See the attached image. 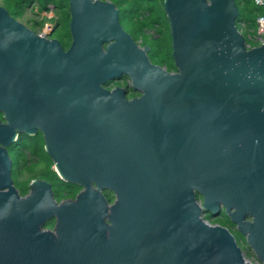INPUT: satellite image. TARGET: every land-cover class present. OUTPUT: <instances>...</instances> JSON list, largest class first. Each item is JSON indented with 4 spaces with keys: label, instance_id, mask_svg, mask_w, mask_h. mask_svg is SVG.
Here are the masks:
<instances>
[{
    "label": "water",
    "instance_id": "95a60500",
    "mask_svg": "<svg viewBox=\"0 0 264 264\" xmlns=\"http://www.w3.org/2000/svg\"><path fill=\"white\" fill-rule=\"evenodd\" d=\"M68 8L63 49L0 3V264H264V44L247 47L236 0L162 1L174 72L112 0ZM121 75L138 97L106 87ZM37 131L74 198L15 186L8 147ZM221 210L258 263L205 217Z\"/></svg>",
    "mask_w": 264,
    "mask_h": 264
},
{
    "label": "trees",
    "instance_id": "16d2710c",
    "mask_svg": "<svg viewBox=\"0 0 264 264\" xmlns=\"http://www.w3.org/2000/svg\"><path fill=\"white\" fill-rule=\"evenodd\" d=\"M163 0H117V4L120 7V11L124 14V23L129 25L126 27L128 31L143 32L146 29H156L154 26L156 23L160 24L157 28V32H166V28L160 22L159 11L162 9ZM37 2L38 9L40 11H46L53 6L56 10V15L51 17L50 20L53 23L51 36L54 33L55 36H60L62 42L66 44L62 36H70L68 22L70 19L68 0H0V3L8 10L11 16L19 18L26 7H33L32 4ZM236 4L239 10V16L237 18V25L239 22L244 21L247 26V32H253L256 28V17L259 15L264 16V7L254 5L253 0H236ZM34 24L30 27L37 29L42 25V21L34 20ZM157 46H162V40H155ZM165 53V51H164ZM0 118L2 115L0 113ZM33 147L28 150V146ZM44 141L42 134L39 132L36 135H26L20 133L17 140L8 147L9 154L12 158V176L15 178V184L19 188L21 194H25L28 190V183L32 178L40 177L52 181L54 189V196L57 200H61L67 196H74L80 189L75 184H69L63 181L52 168V161L44 151ZM27 153L29 157H27ZM45 154V155H44ZM39 156V160L44 162L43 172H31L29 168L32 164H35L32 160L33 156ZM41 155L42 156L41 158ZM48 160V161H46ZM46 161V162H45ZM19 167V168H18ZM24 171L22 178L17 180L18 172ZM27 170V173H26ZM30 172H29V171ZM25 175V177H23ZM105 195L109 201L112 200V194L109 191L105 192ZM205 217H209L205 214ZM54 219H51L45 223V227H53Z\"/></svg>",
    "mask_w": 264,
    "mask_h": 264
},
{
    "label": "flooded vegetation",
    "instance_id": "af4514ba",
    "mask_svg": "<svg viewBox=\"0 0 264 264\" xmlns=\"http://www.w3.org/2000/svg\"><path fill=\"white\" fill-rule=\"evenodd\" d=\"M115 4L119 8V21H120L121 25L123 26V28L130 34V37L132 38V40L140 48L144 49L145 46H148V50H146V53H147V55L149 57V60L152 63L161 66L162 68H164L165 70H167L169 72L176 71V68H175V66L173 64V59H172V56H171L172 46H171V37L170 36H172V35L170 34V32L169 31L168 32H163V33L162 32H157L156 30H157V28L160 25V24H157V23L154 25L156 27V29L155 28H153L152 30L146 29L143 32H134L135 30H133V33L128 31L126 27L127 26L129 28H131V27L129 25H125L126 24V23H124V21H125L124 20V16L125 15L121 13L120 7L118 6V4L117 3H115ZM168 29H169V27H168ZM36 31H37V29H36ZM165 36L169 37L168 48L165 45H164V48H163V45L162 46H157V43H154L155 40H162L163 41ZM43 37H46V38H57L60 41L63 49H67L69 47V44H70V41H71V37L70 36L68 37V42L62 36V38L64 39L63 41L66 44H64L62 42V39H61L60 36H56V37L55 36H43ZM162 48H163V50H162ZM164 50H166L165 53H164ZM106 87H108L110 89L111 88H115V87L123 88L124 89V94L126 95L127 99H131L133 97H138L140 95V92L138 90H135V89L132 88L130 78L127 77L126 75H121L119 77H116V78L112 79L111 81L107 82ZM39 132L40 131H37L33 135H36ZM29 136H31V135H29ZM33 162L34 163H40V164L42 163L37 157H34ZM52 168L54 169L53 162H52ZM23 173H24L23 170L21 172H18V175H17L16 179L17 180L21 179ZM12 178H13V181H14V184H15V178L13 176H12ZM35 178H40V177H35ZM32 179H34V178H32ZM41 179H44V178H41ZM45 180L49 181L51 183V185H52V181H50L48 179H45ZM15 186H16V184H15ZM52 188H53V186H52ZM17 189H18V191L20 193V190H19L18 187H17ZM106 191L107 190L103 191L104 194H105ZM27 192H28V190H27ZM53 192H54V189H53ZM77 192H76V194H77ZM25 194H21V195H25ZM75 195L74 196H67V197H65L63 199L74 198ZM198 196L199 195L196 194L197 198H198ZM112 201H113V198L109 202L111 203ZM208 214H209V217H207V219L211 223H213V224L214 223L221 224L223 226H226L231 231V233L233 234V236L236 239L237 243L239 244V246L243 250L244 256H247L248 254H252V252L247 248V245L242 241L243 237L241 236L240 232L237 230V226L227 218V216L224 214L223 210H221L219 213H216L214 215L210 214V213H208ZM251 219H252V216L250 215V213L246 212L245 213V220L250 221ZM240 238H242V239H240Z\"/></svg>",
    "mask_w": 264,
    "mask_h": 264
},
{
    "label": "rangeland",
    "instance_id": "374dc122",
    "mask_svg": "<svg viewBox=\"0 0 264 264\" xmlns=\"http://www.w3.org/2000/svg\"><path fill=\"white\" fill-rule=\"evenodd\" d=\"M113 2L115 3H118L117 0H112ZM34 5V6H33ZM33 7H26L24 8V12L23 14L18 18L20 21H22L23 23H25L27 26H31L32 24H34V20H39V21H42L43 23L49 19V17H53L56 15V10L54 9L53 6H50L51 8H49V10H46L43 14L42 11H40L38 9V5H37V2L33 3L32 4ZM159 18H160V22L162 23V25L165 26L166 28V32L169 31L168 29V24H167V20H166V17H165V14H164V11L163 9H161L159 11ZM52 22V21H51ZM42 26V25H40ZM38 26V27H40ZM56 33L53 34V36H55ZM56 37V36H55ZM65 38V40L68 42V36H63ZM164 45L168 48V45H169V37L168 36H165L164 37V40H163V48H164ZM162 48V50H163ZM166 51V50H164ZM33 147V144L31 146H28V150L30 151V149ZM45 155V154H44ZM44 155H41V158L42 156ZM33 156V155H32ZM27 157H29L28 153H27ZM34 157L36 156H33L32 157V160H34ZM45 157V156H44ZM37 158L39 159V156H37ZM48 161V160H46ZM45 161V162H46ZM45 166H44V162H42L41 164L40 163H35V164H32L31 167L29 168V170L31 172H36V173H39V172H43ZM28 170V171H29ZM29 171V172H30ZM26 173H27V170H26ZM23 177H25V175H23ZM242 239V238H240ZM243 241V240H242ZM244 242V241H243Z\"/></svg>",
    "mask_w": 264,
    "mask_h": 264
},
{
    "label": "built area",
    "instance_id": "2783aa9c",
    "mask_svg": "<svg viewBox=\"0 0 264 264\" xmlns=\"http://www.w3.org/2000/svg\"><path fill=\"white\" fill-rule=\"evenodd\" d=\"M253 3L256 6L264 7V0H253ZM42 12L43 14L46 13L45 11ZM50 18L51 17H49V19L42 23V26L37 27V32L39 34L43 36H48L49 34H51L53 23L51 22ZM255 21L256 28L253 32L250 33L247 32V26L244 21L239 22L237 25L240 31L243 32L246 37V43L248 48L254 45L264 44V16H257ZM245 258L247 259V261L258 263L253 253L248 254L247 256H245Z\"/></svg>",
    "mask_w": 264,
    "mask_h": 264
}]
</instances>
